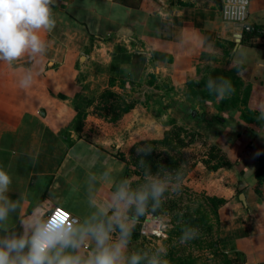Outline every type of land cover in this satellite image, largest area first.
I'll use <instances>...</instances> for the list:
<instances>
[{
	"label": "crops",
	"instance_id": "crops-1",
	"mask_svg": "<svg viewBox=\"0 0 264 264\" xmlns=\"http://www.w3.org/2000/svg\"><path fill=\"white\" fill-rule=\"evenodd\" d=\"M221 7V0H53L56 25L41 33L45 55L0 62V169L12 178L19 218L57 201L84 217L89 173L107 169L123 179L117 156L181 128L194 136L185 148L196 156L184 184L238 200L249 249L264 252V123L242 118L264 112V36L225 21ZM248 23L264 26V0H249ZM235 67L244 99L217 100L206 82ZM29 71L32 84L21 88ZM211 147L233 165L208 170ZM97 188L107 199L113 185ZM10 223L20 230L16 216Z\"/></svg>",
	"mask_w": 264,
	"mask_h": 264
},
{
	"label": "clouds",
	"instance_id": "clouds-1",
	"mask_svg": "<svg viewBox=\"0 0 264 264\" xmlns=\"http://www.w3.org/2000/svg\"><path fill=\"white\" fill-rule=\"evenodd\" d=\"M52 4L53 0H0V62L13 65L25 56L35 60L45 55L41 33L51 32L56 25ZM32 81V73L26 72L19 86L27 89ZM205 87L217 100L235 91L231 80L222 76L209 78ZM260 118L264 119V112ZM136 151L143 158L152 149L142 145ZM99 182L113 185L107 199L100 198ZM11 184L9 173L0 169V264H168L162 244L154 250L131 252L129 244L141 217L153 215L158 236L168 227L163 217L154 214L166 192L180 190L178 171L162 177L145 169L144 180L136 187L127 179L116 180L111 170L89 173L85 184L90 211L82 218H74L59 201L47 209L38 205L19 218V201L8 195ZM13 216L19 220V231L10 223ZM198 235V229L185 227L180 243Z\"/></svg>",
	"mask_w": 264,
	"mask_h": 264
},
{
	"label": "rangeland",
	"instance_id": "rangeland-1",
	"mask_svg": "<svg viewBox=\"0 0 264 264\" xmlns=\"http://www.w3.org/2000/svg\"><path fill=\"white\" fill-rule=\"evenodd\" d=\"M221 76L232 82L235 91L230 96L243 100L245 89L237 76L229 72H219L217 76L214 74V78ZM96 92H98L96 96L100 95V91ZM87 100L85 97L79 104L81 111L77 114L78 119L83 115L82 110ZM119 102L113 101L118 104ZM122 104L127 103L124 101ZM176 141L173 142L172 149L162 144L145 143L132 146L126 156L122 154L117 156L125 164L128 170L126 179L133 187L143 182L145 169H150L153 174L158 173L162 177L166 174L174 176L178 171L182 179L180 190L166 192L161 207L154 214L163 217L168 225L163 234L159 237L141 234L142 224H146L149 232L156 230L153 215L144 217L139 231L133 232L129 252L154 250L162 244L167 248L165 259L168 264H264V252L259 255L249 249L247 236L242 227L240 202L238 200L220 202L221 199L193 192L184 184L185 175L192 167L196 156H190L186 148ZM142 145H148L152 149L151 154L143 158L136 151ZM182 225L198 229L197 238L180 243L182 232H178V227Z\"/></svg>",
	"mask_w": 264,
	"mask_h": 264
},
{
	"label": "trees",
	"instance_id": "trees-1",
	"mask_svg": "<svg viewBox=\"0 0 264 264\" xmlns=\"http://www.w3.org/2000/svg\"><path fill=\"white\" fill-rule=\"evenodd\" d=\"M250 33L252 34V32H250ZM254 34H258V33L254 32ZM259 35L264 36V34H259ZM237 70H238V67H235V68L231 69L229 71V73H236ZM110 86H112V80L109 81V87ZM106 95H108L109 97L115 96L113 93H111L110 91H107V90L105 91L103 96L105 97ZM131 107H132L131 104H126V105H124L122 111L127 112L131 109ZM260 116H261V113H254V112H251L250 110H245L242 112V118L243 119H245L247 122H249L255 126H258L259 128H262V125L264 123V119H261ZM201 119L206 120L207 118L205 116H201ZM193 139H194V136L190 135L189 133H187L183 129L173 128V129L165 132L162 140L147 141V142H144L141 144H145V143H147L149 145H156V144L160 145V144H162V145H166V147H169V149H172L173 142L175 140H177L176 142L180 143L182 145V147L184 148V147L188 146L193 141ZM185 140H188V141H185ZM137 145H139V144H137ZM203 163H204L205 167L211 171H216L219 168H228V167H231L233 165L223 155H221L219 150H217L215 147H211L209 149L207 159L203 160ZM126 178H128L127 168H125L124 176H123V179H126ZM219 201L224 202V200H222V199ZM144 219H145L144 217H142L140 219V223L137 224L134 231H137V232L139 231V228L141 227V223ZM185 227H186V225L185 226L184 225L179 226L178 232L181 233Z\"/></svg>",
	"mask_w": 264,
	"mask_h": 264
},
{
	"label": "built area",
	"instance_id": "built-area-1",
	"mask_svg": "<svg viewBox=\"0 0 264 264\" xmlns=\"http://www.w3.org/2000/svg\"><path fill=\"white\" fill-rule=\"evenodd\" d=\"M221 14L225 21L239 23L244 32H255L264 34V26H251L248 23V4L249 0H221ZM141 234L143 235H156V230L149 232L146 224H142ZM159 237L158 235H156Z\"/></svg>",
	"mask_w": 264,
	"mask_h": 264
},
{
	"label": "water",
	"instance_id": "water-1",
	"mask_svg": "<svg viewBox=\"0 0 264 264\" xmlns=\"http://www.w3.org/2000/svg\"><path fill=\"white\" fill-rule=\"evenodd\" d=\"M240 199L243 200V195H240ZM241 261H243L242 257H241Z\"/></svg>",
	"mask_w": 264,
	"mask_h": 264
}]
</instances>
